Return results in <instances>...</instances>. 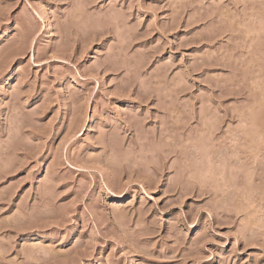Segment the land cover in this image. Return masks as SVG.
Listing matches in <instances>:
<instances>
[{"label":"rangeland","instance_id":"rangeland-1","mask_svg":"<svg viewBox=\"0 0 264 264\" xmlns=\"http://www.w3.org/2000/svg\"><path fill=\"white\" fill-rule=\"evenodd\" d=\"M0 264H264V0H0Z\"/></svg>","mask_w":264,"mask_h":264}]
</instances>
